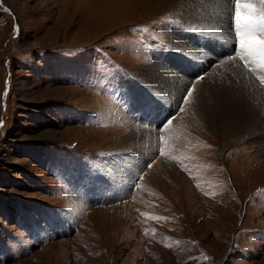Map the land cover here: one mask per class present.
I'll return each instance as SVG.
<instances>
[{
	"label": "rangeland",
	"instance_id": "rangeland-1",
	"mask_svg": "<svg viewBox=\"0 0 264 264\" xmlns=\"http://www.w3.org/2000/svg\"><path fill=\"white\" fill-rule=\"evenodd\" d=\"M232 5L206 26L164 1L0 0V264H264V129L237 139L239 119L229 133L184 103L215 73L204 85L232 73L264 95V57L232 50ZM221 80L205 104L235 117L241 88Z\"/></svg>",
	"mask_w": 264,
	"mask_h": 264
},
{
	"label": "bare ground",
	"instance_id": "bare-ground-1",
	"mask_svg": "<svg viewBox=\"0 0 264 264\" xmlns=\"http://www.w3.org/2000/svg\"><path fill=\"white\" fill-rule=\"evenodd\" d=\"M155 1H159V2L160 1H164V3L168 6V8H171L173 10V12H175V14L178 16V18H181L183 20H188V21L190 19L191 21H194L196 24L197 23H199V24L204 23V25L207 24V20L211 16V15L208 16V14L206 15L207 9L210 8V7H212L216 3V0H155ZM252 2L254 4H258L259 3V0H258V2H254V1H252ZM212 15H214V14H212ZM201 32L203 34H205L206 31L204 29H200V33ZM187 52H189V51H187ZM149 65H150L149 63L148 64H143L142 66L140 65L141 67L139 69H140V71H141V73L143 75H145V76L147 75V77H146V80L147 81L156 82L155 76H158V73L157 72H161V73H164L165 74V71L162 70L161 68H159L160 66L159 67L158 66H155V67H153V68L150 69V66ZM223 70H226L227 72H229L227 68H224ZM215 72L216 71L212 69V70L209 71V73H207V75L208 74H211V73H215ZM182 74H185V72H182ZM224 75H222L223 78H227L228 77L230 79H233L239 85H232V84L226 82L224 79L223 80L217 79V81H215L213 83L210 82V84H205L204 85V83L208 82V80H209L210 77H220V75H218L216 73L215 74H212V75H209V76H206L205 79H203L201 82H199V83H197V84L194 85L193 95H192V99H193V102H192L193 103V109H194V111L197 114L200 111L204 110L203 113L205 115V118L207 120V123H209L212 126H214V128L216 127V129H220L221 127H225V129L229 133L230 132L232 133V126H231L232 120H234L236 118L239 119L240 120V123H241V126H242L243 129L241 131H239L235 135L236 137L234 136V138L240 139V138H247V137H249L251 139L253 135L257 134V132H258L259 129H261V128L264 129V122H263V118H262V116L264 117V95H262V94L259 93L260 91L257 88L258 86L255 87L254 84H253V82L250 80V78H246L245 76L242 77V78H240L239 76L234 75L232 73H228L226 76H224ZM167 77L169 79V80H166V85H167L166 87H168L167 88L168 90H171L172 92H174L178 87L182 86V84L176 82L168 74H167ZM218 80H221L222 82L225 81V85H224L225 87L224 88L229 93H231L233 96H235V97H236L237 93L239 92V89L241 88L240 89V95H239L240 98H241V99H239L241 101V104L238 107V111H237V114H236L235 117L225 116V115L220 114V113H217L218 116H216L214 114L215 111L209 109L210 107L208 108V106L205 104L206 101H207V100H205L206 94L210 93V91L213 90V88L216 86ZM150 85H152V83ZM258 94H259V96H260V98L262 100L261 102L259 101V98L257 97ZM176 96L178 97L179 95H176ZM176 96H175V98H176ZM223 96L224 95H222V97ZM230 98H231V96H230ZM253 98L256 101V105L249 112H246L245 110H246L247 106L253 105L249 101V100H252ZM239 100H238V102H239ZM247 101H249V102H247ZM222 102H224V101H222ZM202 107L204 109H202ZM241 113H244V115H245L244 118L239 117ZM250 127H252V131H249L248 130V128H250ZM204 132L205 133H208V132H206V129H205ZM142 133L141 134L139 133L140 136H144ZM131 134L135 138H137V136H138V134H136V133H131ZM258 138H261V136H259ZM209 141H210V139H209ZM210 143H212V142H210ZM247 149H249V147H247ZM209 159H210V157L208 158V160Z\"/></svg>",
	"mask_w": 264,
	"mask_h": 264
},
{
	"label": "snow or ice",
	"instance_id": "snow-or-ice-1",
	"mask_svg": "<svg viewBox=\"0 0 264 264\" xmlns=\"http://www.w3.org/2000/svg\"><path fill=\"white\" fill-rule=\"evenodd\" d=\"M235 7L236 31L240 34V52L237 55L244 59L264 57V39L255 35L258 31L264 33V0H259L258 4H254L252 0L244 3L236 0ZM258 66L264 67V64ZM192 95L193 92L189 90L184 97L185 104L190 103L189 97Z\"/></svg>",
	"mask_w": 264,
	"mask_h": 264
}]
</instances>
